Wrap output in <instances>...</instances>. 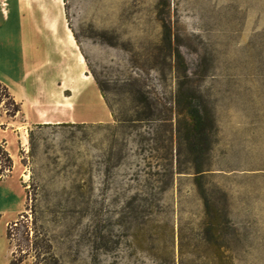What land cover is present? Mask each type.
Wrapping results in <instances>:
<instances>
[{
  "label": "rangeland",
  "instance_id": "rangeland-1",
  "mask_svg": "<svg viewBox=\"0 0 264 264\" xmlns=\"http://www.w3.org/2000/svg\"><path fill=\"white\" fill-rule=\"evenodd\" d=\"M72 71L90 80L77 83L88 85L80 116H112L98 80L115 118L36 124L31 108L3 113L0 141L24 202L0 211V264L20 218L59 264H264V0H0V80L11 93L27 102L21 76L30 95ZM78 89L62 99L79 101ZM143 93L154 121L137 120ZM189 102L211 119L207 205Z\"/></svg>",
  "mask_w": 264,
  "mask_h": 264
},
{
  "label": "trees",
  "instance_id": "trees-1",
  "mask_svg": "<svg viewBox=\"0 0 264 264\" xmlns=\"http://www.w3.org/2000/svg\"><path fill=\"white\" fill-rule=\"evenodd\" d=\"M96 83L102 97L111 111L113 118H115V114L105 95L104 87L98 80H96ZM138 105L140 111L137 115V120L149 122L154 121V101L151 100L146 93H143L142 96H140ZM185 107L184 108L188 118V148L193 156L192 162L193 170L196 174L195 179L199 185L205 204L207 205L208 198L204 193L203 186L201 185V175L204 172L202 164L203 159L212 145L210 128L206 125V123L208 121L210 122L211 119L207 113L199 110V108L194 106L192 102H189ZM20 112V102L16 101L8 86L4 82L0 81V118L3 113L7 117H15ZM1 125L0 121V126ZM12 168L13 159L6 148L5 141H0V177L9 175ZM26 216L27 215L24 213H21L20 215V217ZM25 221L27 220H21L20 218L8 224L6 228L7 239L10 243L14 242L15 245V250L12 252V258L10 259L9 264H21L28 258H31L32 264H59L57 255L52 250L50 240L47 239L44 245L38 244V242L29 236L30 225ZM21 226L23 229L20 230Z\"/></svg>",
  "mask_w": 264,
  "mask_h": 264
},
{
  "label": "crops",
  "instance_id": "crops-1",
  "mask_svg": "<svg viewBox=\"0 0 264 264\" xmlns=\"http://www.w3.org/2000/svg\"><path fill=\"white\" fill-rule=\"evenodd\" d=\"M23 29L24 27H22V30ZM23 32H25V30H23ZM14 55L17 56L16 53H14ZM76 76L78 77L77 73ZM26 79L21 76L19 81L21 83L23 82V87H24L23 90L25 92L24 95L26 96L28 101L26 102L20 93H18V95H14L13 93L12 94L15 97L16 101L20 102L21 112L23 111L24 107L32 109L33 115H29V114L25 115V118L27 120L32 121L33 123L36 124L38 123L53 124V123H61V122L88 123V122L110 121L112 119V116H110V114H108V116H106L105 119H103L102 117H97L98 119L95 118L88 119L86 117L80 116L79 112H81L83 109H89L86 103V98L84 99L81 98L83 91H85V88H88V85L84 84L82 86L83 88L81 89V86L77 85V83H74L73 78L67 72L56 73L52 76H48L45 79H40L49 82L44 85L43 84L41 85L39 83H33V85L30 88L31 89L30 95L27 89H25ZM92 85H95V83L93 82ZM78 88H80L79 101L69 102L68 100L62 99V97L64 98L66 96L65 95L66 91L70 92V95L67 96L71 97L76 91L79 90ZM99 95L102 97L100 90H99ZM15 166H16V159H13V168L12 171L10 172L11 174L7 175L8 180H4V179L0 180V211L20 209L24 202V195L18 189V184L16 181L17 179H15V175L13 174ZM13 189H15L18 195L15 194ZM10 197L16 198V202L12 206L7 204V201L9 200ZM3 203H5V206H3Z\"/></svg>",
  "mask_w": 264,
  "mask_h": 264
},
{
  "label": "bare ground",
  "instance_id": "bare-ground-1",
  "mask_svg": "<svg viewBox=\"0 0 264 264\" xmlns=\"http://www.w3.org/2000/svg\"><path fill=\"white\" fill-rule=\"evenodd\" d=\"M50 27V29L55 33V34H57V33H59L60 32V30H59V28H56V26H55V24L54 23H52V25H50L49 26ZM67 44H68V41L66 42ZM73 43V42H72ZM71 51V50H70ZM71 56V55H70ZM80 63L82 62V56L81 57H79V60H78ZM79 65V63L77 64L76 63V66H78ZM70 76L73 78V82L74 83H78V81L79 82H82V83H88V82H90V80L89 79H86L85 77H82L81 76V78H78L77 76H76V73L74 72V71H72L71 73H70ZM92 83V82H91Z\"/></svg>",
  "mask_w": 264,
  "mask_h": 264
}]
</instances>
